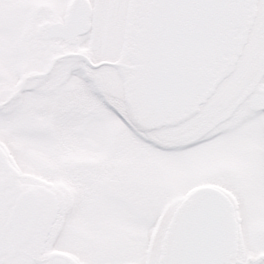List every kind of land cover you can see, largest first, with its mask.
Wrapping results in <instances>:
<instances>
[{
  "label": "snow or ice",
  "instance_id": "6c2138e0",
  "mask_svg": "<svg viewBox=\"0 0 264 264\" xmlns=\"http://www.w3.org/2000/svg\"><path fill=\"white\" fill-rule=\"evenodd\" d=\"M0 264H264V0H0Z\"/></svg>",
  "mask_w": 264,
  "mask_h": 264
}]
</instances>
